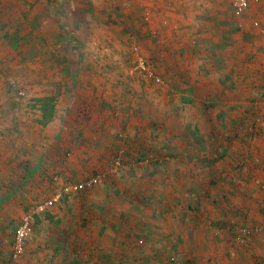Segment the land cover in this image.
<instances>
[{
	"label": "rangeland",
	"instance_id": "1",
	"mask_svg": "<svg viewBox=\"0 0 264 264\" xmlns=\"http://www.w3.org/2000/svg\"><path fill=\"white\" fill-rule=\"evenodd\" d=\"M9 2L0 0V12ZM129 2L54 0L55 4L37 11V16L41 13V24L29 18L36 12L31 7L14 10V24H0V165L5 163L6 168L1 170L9 174L5 177L0 172V264H195L191 241L176 246L173 219L163 218L162 207L163 197L176 195L184 197L183 206L190 205L195 189L202 190L194 179L197 170L186 167L181 171V189L177 186L179 179L173 176L180 163L199 157L190 149L206 148L200 134L204 127L199 129L195 121L198 108L184 98L191 91H164L161 88L165 84L153 82L134 69L137 53L159 75L152 48L156 46L155 39L150 41L153 46L148 45L140 28L131 23L134 11L127 6ZM224 5L223 13L230 21L237 23L246 14L236 13L231 0H225ZM143 49L146 53L151 49L150 56ZM98 114L102 115L99 119L105 133L100 132V137L86 146L98 153L97 160L104 166L89 164L80 170H65L63 162H71L65 149L75 151L80 144L75 137L77 128L84 129L83 123ZM51 132L56 133V138L50 144L47 135ZM123 139L144 147L145 156L139 158L136 152L112 148L114 140ZM49 145L58 151L55 158L45 154ZM178 147H184L183 152ZM116 159L120 161L117 167ZM32 162L42 164L37 179L41 185L33 180L19 185V170L25 167V179L26 168ZM92 176L98 178L86 187L85 181ZM20 187L25 192L26 187L27 192L34 191L26 204L21 202L24 195ZM90 194L110 197L113 203H109L115 208L129 206L138 214L119 221L129 228L123 239L129 244L124 248L119 246L121 243L107 250L97 246L93 232L99 228L94 219L107 220L112 225L103 223L112 230L115 225L108 218L111 216L94 217L92 198L83 203V209L91 207L88 214L92 217L84 218L81 226L91 224L79 229L80 222L72 217L70 209L77 204L79 207V197ZM115 197L121 199L116 201ZM188 210H184L185 216ZM68 211L70 214L64 216ZM27 214L31 221L24 249L14 257L11 248L16 229ZM189 221H182L184 233Z\"/></svg>",
	"mask_w": 264,
	"mask_h": 264
},
{
	"label": "crops",
	"instance_id": "2",
	"mask_svg": "<svg viewBox=\"0 0 264 264\" xmlns=\"http://www.w3.org/2000/svg\"><path fill=\"white\" fill-rule=\"evenodd\" d=\"M26 1L30 0H11L6 3L0 12V24H14V19L11 18L16 17V13L12 12L26 7L36 9L29 18L37 19L38 24H41V13L38 12L37 16V11L55 4L54 0ZM224 2L225 0H130L127 6L134 11L131 23L140 28L147 44L153 46L150 41L155 39L156 46L152 48L156 54L159 75L165 80L161 89L173 92L191 91L189 97L184 98L189 101V105L198 108L195 121L200 124L199 129L204 127L200 134L205 139L206 148L199 146V149H190L191 154L196 153L199 157L190 163H180L173 176L175 180L179 179L178 184L174 181L178 186L183 180L181 171L186 167L197 170L194 179L202 190L195 189L196 196L190 197V205L183 206L181 202L184 197H163V218L173 219L171 228L175 232L176 246H183V242L190 240L192 248H195V264H264V0H250L246 14L237 23L236 20L230 21L227 13H223ZM254 20L258 21V25L253 24ZM149 50L146 53L143 49L142 52L150 56L148 53H151V49ZM167 99L166 96L164 100ZM75 103L76 100L73 104ZM101 116L93 115L90 121L83 123L84 129L82 126L77 128L75 137L80 144L75 151L74 148L65 149L71 159V162H63L65 170H80L89 164L98 168L104 166L97 160L98 153L90 151L86 146L91 144V140L99 138L100 132L105 133L101 131ZM144 128L139 130L143 131ZM55 134L51 132L47 135L48 143L54 142ZM108 136L111 138L110 134ZM113 142L112 148L116 151L123 148L128 153H138L139 158L144 157L147 152L137 142L126 139ZM50 146L45 154L55 158L58 151L53 146L51 150ZM183 148L178 147V150L183 152ZM69 150L73 156L75 154L74 157L69 154ZM217 157L221 161H216ZM4 164L0 165V172L6 177L9 174L5 175L4 170H1L3 166L6 168ZM28 166L25 179L22 178L25 167L22 171L19 170L22 174V179L18 180L19 185H23L25 180H33L36 185H41L37 179L40 178L39 172L43 170L42 164L32 162ZM203 171L206 175H203ZM20 188L24 195L21 202L26 204L28 198L33 197L34 191L27 192L26 187L25 192L24 188ZM90 195L78 198L81 201L79 200V207L78 204L73 206L75 213L73 208L70 209L72 217L80 222L79 229L91 224L86 222L81 226L84 218L92 217V214H88L91 207L83 209V203H88V199L92 198L91 204L94 203L96 207L93 208L92 205L94 217L111 216L108 218L115 225L112 230L107 220L94 219V225L99 228L93 232L97 246L107 250L106 248L117 247L121 243L119 246L124 248L125 244H129L123 240L129 233V228L119 221L123 218L132 219L138 214L129 209L128 204H125L127 208L122 209V206L118 209L109 203L113 201L110 197ZM119 199L121 197H115L114 200ZM138 200L143 202L141 197ZM167 202L171 205L168 206ZM184 210H188L186 216L190 220L189 229L185 233L181 228L185 225L182 221L187 219L184 218ZM70 212H66L64 216ZM103 222L109 224L105 225ZM146 240L150 242L149 237Z\"/></svg>",
	"mask_w": 264,
	"mask_h": 264
},
{
	"label": "built area",
	"instance_id": "3",
	"mask_svg": "<svg viewBox=\"0 0 264 264\" xmlns=\"http://www.w3.org/2000/svg\"><path fill=\"white\" fill-rule=\"evenodd\" d=\"M249 4H250V0H232L233 9L238 14L246 11L247 8L249 7ZM253 24L258 25V21L254 20ZM262 33L264 36V30L262 31ZM134 69L137 70L139 73L143 74L146 78L152 80L153 82H157L159 84H165V80L163 79V77L156 74L155 70L151 68L150 64L148 63V60L145 57L138 55L137 53L135 58ZM119 164L120 161L116 159L115 167H117ZM96 178H98V176L89 177L85 181L84 185L86 187H90L91 185L94 184ZM30 221H31V216L27 214L23 219L22 223L20 224V226H18L16 229V234L11 248V254H13L14 257L19 256L24 249L23 240L25 238L26 232L29 229Z\"/></svg>",
	"mask_w": 264,
	"mask_h": 264
}]
</instances>
